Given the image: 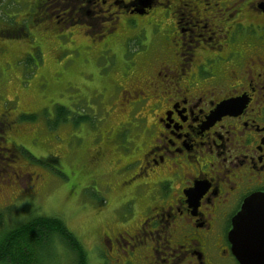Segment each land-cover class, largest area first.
<instances>
[{
	"label": "flooded vegetation",
	"instance_id": "flooded-vegetation-1",
	"mask_svg": "<svg viewBox=\"0 0 264 264\" xmlns=\"http://www.w3.org/2000/svg\"><path fill=\"white\" fill-rule=\"evenodd\" d=\"M53 3L59 38L80 26L87 47L121 67L115 96L130 106L129 144L140 142L123 149L119 186L144 214L134 222L128 209L94 264H239L232 219L264 193V0ZM139 63V77L127 75ZM146 107L149 121L134 116Z\"/></svg>",
	"mask_w": 264,
	"mask_h": 264
},
{
	"label": "rangeland",
	"instance_id": "rangeland-1",
	"mask_svg": "<svg viewBox=\"0 0 264 264\" xmlns=\"http://www.w3.org/2000/svg\"><path fill=\"white\" fill-rule=\"evenodd\" d=\"M53 4L0 0V233L50 218L84 249L87 263L94 264L102 256L105 237L123 235L121 219L128 209L134 222L144 214L141 201L133 208L127 205L126 190L119 186L122 159H131L123 149L140 142L129 144L134 132L130 106H121L119 94L115 96L119 85L125 87L121 67L116 62L112 68L95 55L80 26L59 38L64 23L58 26ZM163 32L159 28L156 35L147 31L146 36L155 39ZM134 49L116 52L117 59ZM139 66L127 75L138 78L143 70ZM57 106L66 110L63 118L56 116ZM147 108L134 116L145 115L149 121ZM63 245L54 239L41 255L42 264H75Z\"/></svg>",
	"mask_w": 264,
	"mask_h": 264
},
{
	"label": "trees",
	"instance_id": "trees-1",
	"mask_svg": "<svg viewBox=\"0 0 264 264\" xmlns=\"http://www.w3.org/2000/svg\"><path fill=\"white\" fill-rule=\"evenodd\" d=\"M66 113L61 106L55 108L58 118H63ZM22 116L32 119V116ZM84 120L87 119H79ZM54 239L61 241L71 252L75 264H87L84 249L72 235L61 224L45 217L24 222L0 233V264H42L41 255L49 251Z\"/></svg>",
	"mask_w": 264,
	"mask_h": 264
},
{
	"label": "water",
	"instance_id": "water-1",
	"mask_svg": "<svg viewBox=\"0 0 264 264\" xmlns=\"http://www.w3.org/2000/svg\"><path fill=\"white\" fill-rule=\"evenodd\" d=\"M228 240L239 264H264V193L243 202L232 219Z\"/></svg>",
	"mask_w": 264,
	"mask_h": 264
}]
</instances>
